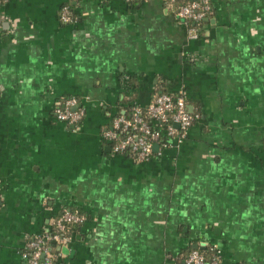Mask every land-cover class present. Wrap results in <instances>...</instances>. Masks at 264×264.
<instances>
[{
	"label": "crops",
	"instance_id": "1",
	"mask_svg": "<svg viewBox=\"0 0 264 264\" xmlns=\"http://www.w3.org/2000/svg\"><path fill=\"white\" fill-rule=\"evenodd\" d=\"M208 1L189 26L162 0H0V264L64 209L85 221L58 264H183L208 246L264 264V0ZM159 90L196 117L185 141L113 155L102 132ZM66 98L78 127L54 116Z\"/></svg>",
	"mask_w": 264,
	"mask_h": 264
},
{
	"label": "built area",
	"instance_id": "2",
	"mask_svg": "<svg viewBox=\"0 0 264 264\" xmlns=\"http://www.w3.org/2000/svg\"><path fill=\"white\" fill-rule=\"evenodd\" d=\"M124 1L130 4L136 0ZM162 1L171 9L174 17L184 24L200 25L211 14L208 0ZM59 20L63 24L72 23L73 16L67 6L61 8ZM84 115L79 102L74 98L62 99L54 108L56 120L71 127H78ZM195 119L188 112L183 95L161 94L143 109L130 106L128 115L122 113L113 117L108 128L102 132V139L110 146L113 155L126 156L134 163L143 164L161 153V150L176 148L182 144ZM155 147H158L157 152H154ZM83 221L84 217L78 212L64 209L53 222L56 233L44 234L26 242L21 256L22 264H58L56 257L48 249V244L52 243L58 250L65 247L70 241V238L64 236L67 226ZM212 250L215 253L208 261L203 255L192 251L183 264H222L218 252L213 248Z\"/></svg>",
	"mask_w": 264,
	"mask_h": 264
},
{
	"label": "trees",
	"instance_id": "3",
	"mask_svg": "<svg viewBox=\"0 0 264 264\" xmlns=\"http://www.w3.org/2000/svg\"><path fill=\"white\" fill-rule=\"evenodd\" d=\"M187 2H189V1H187ZM136 2L134 1L133 3H131L132 5L133 4H135ZM69 9H71L70 8V6L68 5L67 6ZM71 11V10H70ZM202 23V22H201ZM200 23V24H201ZM189 26H192V25H195V24H193V23H187ZM161 94H167L165 91H161V90H159L158 92H155L154 93V96H153V98L152 99H154L155 97H157V96H159V95H161ZM77 100V99H76ZM78 101V100H77ZM79 102V101H78ZM125 114V115H128L129 113H130V106H127L126 108H124L121 112H119V113H117V115H119V114ZM116 115V116H117ZM111 122V121H110ZM109 126V125H108ZM108 126L106 127V128H108ZM105 143V142H104ZM106 144V143H105ZM169 149H171V148H168V149H165V150H169ZM165 150H161V151H165ZM154 156H156V155H154ZM153 156V157H154ZM152 157V158H153ZM151 158V159H152ZM68 210V209H67ZM63 211V210H62ZM61 211V212H62ZM70 211H72V210H70ZM76 212H78V211H76ZM81 216H83L84 217V215L83 214H81L80 212H78ZM84 221H85V217H84ZM83 221V222H84ZM82 222V223H83ZM82 223H80V224H74V225H69V226H67V232L64 234V236H66V237H68V238H71L72 237V235L74 234V233H76L77 231H78V228H79V226L82 224ZM51 231H50V233H56V230H55V228L52 226L51 227V229H50ZM48 249L50 250V252L52 253V254H54L53 253V249L55 250L56 249V246L55 245H53L52 243H49L48 244ZM192 251H196V252H198L199 254H201V255H203L204 256V258H205V260H209L210 259V257H211V255L213 254V253H215L213 250H212V248L211 247H205V248H202V247H196V249L195 248H192V247H188L186 250H183V251H181L180 253H179V256H180V258L184 261L185 259H186V257L192 252Z\"/></svg>",
	"mask_w": 264,
	"mask_h": 264
},
{
	"label": "water",
	"instance_id": "4",
	"mask_svg": "<svg viewBox=\"0 0 264 264\" xmlns=\"http://www.w3.org/2000/svg\"><path fill=\"white\" fill-rule=\"evenodd\" d=\"M158 151V147H155L154 148V152H157ZM196 249V247H194ZM59 249V248H58Z\"/></svg>",
	"mask_w": 264,
	"mask_h": 264
}]
</instances>
